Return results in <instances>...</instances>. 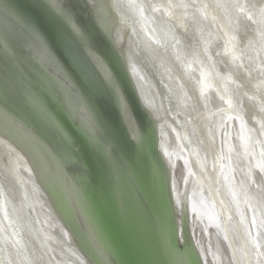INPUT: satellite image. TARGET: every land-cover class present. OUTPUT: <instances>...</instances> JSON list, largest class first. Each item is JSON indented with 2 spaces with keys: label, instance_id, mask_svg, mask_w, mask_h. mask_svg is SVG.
<instances>
[{
  "label": "water",
  "instance_id": "95a60500",
  "mask_svg": "<svg viewBox=\"0 0 264 264\" xmlns=\"http://www.w3.org/2000/svg\"><path fill=\"white\" fill-rule=\"evenodd\" d=\"M233 1L234 10L249 22L241 38L243 50L235 33L229 31L230 44L214 37L213 45H219L218 51L215 52L212 45L211 52H207L204 37L197 33L199 59L189 65V56L188 63L184 62L187 71L195 74L185 73L190 79L187 78V96L196 94L199 89L202 97L208 92L218 94L216 104L203 103L198 95L193 115L198 136L195 140L194 133L187 128L185 114L182 112L179 116L177 94L176 100L174 98V102H178L176 112L168 111L165 103L155 111L157 107L147 102L152 98L146 97L143 87L140 89V81L148 83L139 76L141 66L135 80L132 65L128 63L129 53L132 55V34L128 31L132 11H135L132 21L137 28L136 42L142 46V51L144 38L155 44L156 36L160 37L155 16L159 17L162 9L156 8L155 0H0V79L12 83L13 89L21 87L22 104L24 107L27 104L43 121L55 120L44 101L42 93L45 91L61 101L73 129L83 130L96 124L91 136L84 132L77 139L71 134L66 136V147H62L55 132L53 135L44 133L38 125L27 123L26 116L33 114L27 107L25 113L16 103L10 114L12 121H19L28 133L39 139L45 156L53 159L57 167L54 166L52 181L57 179L59 168L70 176L69 185L63 180L55 182L57 187L53 186L51 196L60 202L69 219L74 244L78 245V251L75 250L78 264L88 261L92 264H223L219 257H212L211 251L218 252L215 244L222 246L220 255L230 259V264H264V199L255 203L250 196L256 193L264 197V137L260 131L264 124L260 123L257 113L253 118L259 120L260 137L259 140L255 136L251 138L248 151L244 152L233 137L234 130L247 126L251 131V125L244 122V116L238 111L242 103L236 102V107L231 97L233 91L241 95L245 92L246 97L249 92L257 101L258 112L264 116V44L260 46V42H264L260 32L264 25V0ZM213 2L217 7L215 0H198L197 5L199 9L207 8L204 4L213 5ZM220 2L223 4L225 0ZM58 8L67 12L70 23L62 21ZM192 9L195 8L191 5L190 11ZM227 18H222L224 24ZM190 21L194 18L190 17ZM73 25L86 39L80 46L69 41V51L65 37L70 32L77 36ZM243 51L246 56L250 55L244 63ZM16 55L22 60L21 64L13 62L12 57ZM158 55L156 50L149 53L146 62L154 66L159 87L174 95L172 82L160 76ZM219 55L228 61L225 70L220 71L221 67L214 63ZM110 60L117 61L120 68L121 96L125 101L129 97L133 100L123 118H119L121 106L116 97L96 92L95 76L82 64L90 62L99 66L103 61L104 67L110 70ZM18 66L21 77L14 81L11 74ZM243 67L251 74L243 76L246 72ZM80 68L93 88L86 89L83 77L78 79ZM195 69L202 71L196 74ZM97 71L103 75L99 67ZM12 87L0 88V102L10 99ZM43 111L47 116L42 115ZM162 114L167 120L162 121ZM105 120L115 121L114 133L105 129L102 122ZM178 120L181 126L178 124L175 131ZM4 121L0 117V131H3ZM232 139L237 151L234 163L229 154L230 144L233 150ZM30 158V164L37 163L36 154H31ZM183 163L187 167L184 175L180 173ZM110 171L114 172L113 182L108 180ZM123 175L127 179L121 180ZM238 180L247 187L253 185L251 194L244 192L242 196L238 192ZM71 186L74 199L68 197ZM125 186L130 196L124 199ZM94 189H101L103 193L113 190L122 198L112 202L97 191L92 199L87 192ZM192 192L200 202L191 201ZM91 200L95 202L94 210ZM200 207L207 210L206 213L196 212ZM29 209L28 214L35 213L34 206ZM33 225L39 227V222L33 220ZM201 235L207 240H202ZM2 243L0 240L3 263L11 264ZM27 243L30 250L31 244ZM257 246L262 251L260 258L254 252Z\"/></svg>",
  "mask_w": 264,
  "mask_h": 264
},
{
  "label": "bare ground",
  "instance_id": "6f19581e",
  "mask_svg": "<svg viewBox=\"0 0 264 264\" xmlns=\"http://www.w3.org/2000/svg\"><path fill=\"white\" fill-rule=\"evenodd\" d=\"M215 1L218 3L217 7L214 6L213 2V5L205 3L204 5L207 8L202 7L199 9V5H197L198 0H155L154 4L158 5L156 8L162 9L159 17L158 15L155 16V22L159 29L160 37L157 38L156 36L153 41L155 44L149 41V39L147 40L144 38V51H142V46L136 42V25L132 21V14H134L133 16L135 17V11L131 13V21L128 20V31L132 34V55L129 53L128 63L132 65L131 69L134 79H137L138 67L141 66L139 68L141 69L139 71V76L144 79L145 82L147 80L148 83L146 84L140 81V89L142 90L143 87L146 97L152 98L151 102L148 99L147 102L149 105H155L157 107L155 111L159 110V106L165 103L166 107H168V111L172 110L176 112L175 106L178 102L176 104L174 98L176 100L177 94L179 108L177 109V105L176 109L178 110L179 116L180 114L182 115V112L185 114L187 128L191 130L192 134L194 133L193 139L195 140L198 139V136L194 131L195 120H193V115L194 107L199 102V96L201 102L203 100V103L206 104H216V102H218V94L208 92L206 96L202 97L201 89L197 90L196 94L192 93L189 96L185 94L188 77L185 75L187 67H184V62L186 64L188 63L187 58L189 56L192 57V59L191 57L189 58V65H192V62L195 63L199 59L197 46L200 45L197 33L204 37L205 49L207 52L208 50L211 52L213 47H215V52L218 51L216 48L219 45H215V43L213 45L214 37L217 41L224 39L227 44H230L228 39L231 37L229 31L233 32V34L235 33V37L240 42L238 45L243 50L244 43L241 42V38L245 36V27L249 24L242 15L234 10L231 0H225L223 4L220 0ZM252 1L256 2L257 0ZM191 5L195 8L194 10L192 9V11H190ZM225 16L228 17L227 19L229 22L226 21L224 24L222 18ZM190 17L194 18L193 22H189ZM190 29H194V31L192 32ZM260 32L263 34L261 37L262 40L264 37V25H262ZM146 34L149 36L148 33ZM227 34H229V37ZM260 44V46H262L264 42L261 41ZM157 47H159L158 50ZM155 50L159 54L157 58L159 63L157 66L161 69L162 75L160 76L172 82V86L175 90L174 95L170 93L167 94L163 91L164 88L159 87L155 71L152 69L154 66L146 62V56H148L149 53L155 52ZM247 51L246 49V52ZM241 55L243 56V63L245 59L250 57V55L246 56L244 51ZM16 56L12 57L13 62L21 64L22 60H20L18 55ZM214 63L218 67H221L220 71L223 69L225 70L229 66L227 59L222 56L215 58ZM243 69L246 71L242 73L244 76L248 72L246 68L243 67ZM201 71V69H195L196 74H199ZM20 72L22 71L20 66H18L14 74H11V79L14 81L18 80V78L21 77ZM187 72L192 73V71ZM192 74L195 76L194 73ZM248 74L251 73L249 72ZM188 80L190 79L188 78ZM4 83L6 82L0 79V86ZM13 88L14 87H12L10 99L4 98V101L0 102V117L6 120L3 122V131H0V240L3 242L2 244L5 247L6 256L11 264H78L75 253V250L78 251V245L74 244L76 242H74L69 229L67 221L69 219L61 209L60 202L51 196L53 186L57 187V183L55 182L59 180V183L63 180L65 184L69 185L70 176L66 170L64 171L59 168L57 179H55V182L52 181L55 166L53 159L45 156L44 147L39 142V139L28 133L26 128L21 125L22 123L17 120L12 121L10 118L11 109L17 106L16 103L22 105L24 108L21 99V94L23 92L22 88ZM247 94L246 97L245 92L241 95L233 91L231 95L233 101H235L236 107L238 106L236 102L239 103L238 101H240V103H242V108H239L238 111L244 116V122H246L247 125H251V131H249L250 129H248L247 126H243L245 127L243 130L242 126H240V128L238 126L239 130H234L235 135L233 134V137H235L236 142H239L243 147L244 152L248 151L247 147L249 146L251 138L255 136V139L259 140V120L260 123L262 122V124H264V116L262 112H258L257 101L253 99L249 92H247ZM31 103L39 107L38 103L35 101ZM26 107L28 108L27 104ZM244 113H246V116ZM257 113H259L260 116L259 120L253 118ZM12 114L15 115L14 113ZM165 120H167V118L163 115L162 121ZM179 122L178 120L175 127L173 126L175 131H178V124L181 126ZM27 123L36 126L35 122L31 120H27ZM261 129L260 131L263 132L261 137L263 138L264 127L261 126ZM195 140L193 141L195 142ZM236 142L233 140V150L231 144L229 147L232 163L236 161ZM31 154H36L37 163L34 161L32 162L33 164L29 163ZM185 169H187L186 165L184 163L183 165L180 164V173H182V175H184ZM238 181L236 185L238 192H241L242 196L244 192L246 195L249 194L253 185L247 187L246 184H241L240 180ZM190 189H192V186H190ZM195 196L196 194L193 195V192L190 194L191 201L193 202L196 200L200 202L198 201V197ZM250 196L255 203H260L262 202L261 200L264 199V197H258L256 193H252ZM68 197L69 199H74L72 186L71 189L68 190ZM29 206L31 208L34 206V214H28L27 209H29ZM195 207L194 204V208ZM206 211L207 210H203L202 207L196 208V212H199L200 215L206 213ZM33 220L39 222V227L33 225ZM4 227L7 229V232ZM86 230L90 233L89 229ZM201 238H203L202 240L204 241L207 240L205 235H201ZM213 239H215V237H213ZM27 241L31 244L30 250L29 247H26V244H28ZM93 242L97 243L95 239H93ZM71 248H73V253L71 252ZM215 248L218 252L211 251L212 257H219L223 264H230V259L220 255V253H222V246L220 247L218 244H215ZM259 248L260 247L257 246L254 252L260 258L262 251ZM0 264H4L1 255ZM87 264L92 263L88 261Z\"/></svg>",
  "mask_w": 264,
  "mask_h": 264
},
{
  "label": "snow or ice",
  "instance_id": "6c2138e0",
  "mask_svg": "<svg viewBox=\"0 0 264 264\" xmlns=\"http://www.w3.org/2000/svg\"><path fill=\"white\" fill-rule=\"evenodd\" d=\"M57 11H58L59 17L62 19L63 22H66V23L71 22L70 16L67 14V12L63 8H58ZM73 31L77 33V36L79 37V39L77 38V36L72 35L71 32L67 34V37H65V43L67 44L69 51H71V44L68 43L69 41L74 42L77 46H80V44L84 42L86 39L83 36V34L79 32V29H76L74 25H73ZM77 63H81V62L77 61ZM109 63L111 65L110 70L104 67L103 61L100 62L99 66L93 65L90 62H85L82 64H86L88 69L95 76L97 85L94 89H96L98 92L99 91L107 92L109 96L116 97V99L119 101L120 106H121L119 118H123L125 113L128 111L130 105L133 103V100L131 97H129V99L125 101L120 94L119 85L122 83V79L120 76V68L118 66V62L110 60ZM97 67H99L103 71L102 76H101L100 71H97ZM80 76H82L84 81H86V84L84 85L86 89L93 88L89 86V82L85 79L86 73L82 71L81 68H80ZM80 76H78V79L80 78ZM11 87H12V83L11 84L4 83L2 86H0V88L5 89V90L10 89ZM42 115L47 116V112L43 111ZM57 115L60 116V118L63 120V123L65 127L67 128V130L71 132L73 136H77V133L73 130L72 125L68 122V120L65 119L61 113H57ZM102 122L105 123V129L107 131L114 133L117 130V125L115 121L105 120ZM58 131L63 135V129H58ZM83 131L85 132L86 135L91 136L96 131V124L93 123L87 129H83ZM78 138L79 137H77V139ZM84 147L86 148V145Z\"/></svg>",
  "mask_w": 264,
  "mask_h": 264
},
{
  "label": "rangeland",
  "instance_id": "374dc122",
  "mask_svg": "<svg viewBox=\"0 0 264 264\" xmlns=\"http://www.w3.org/2000/svg\"><path fill=\"white\" fill-rule=\"evenodd\" d=\"M78 74L80 76V71H78ZM81 77L82 76H80V78ZM96 92H97V90H96ZM42 95H43V98H45L44 101H45L46 105L48 106L49 110L54 114V116H55L54 119L55 120H51L50 122L43 121L41 119V116L37 115V113L35 111H33L31 108H29V107L28 108L30 109V112H33V114H31V115L28 114L29 116H26V117H27L28 120L34 121L35 124L38 125L37 127L42 132L50 133L51 135H53V133L55 132L60 138L61 146L62 147H66L65 146L66 136L69 137L72 133L67 130V128L65 127V125L63 123V120L60 118V116L57 115V113H61L63 115V117L68 120V122H69V116H67V114L65 113V110H64V107L62 106L61 101L56 96L54 98L53 96L48 94V92H45V91L42 93ZM23 110H24L25 113H27V108L26 107H24ZM57 128L58 129H63V135L58 131ZM73 130L77 133L76 137H79V135H83L84 134V131L81 128H79V127H76V130L75 129H73ZM77 151H78V149L75 148V152H77ZM114 178H115L114 172L110 171V176H109L108 180H110V182H113ZM125 179H127V177L123 175V177H121V180H125ZM125 188H127V186H125ZM155 188L157 189V187H155ZM94 190L95 191H88L87 192V196L88 197L91 196L92 199H94V194H96L97 191L98 192L100 191L99 194H100V196H102V198L104 196H107V197L110 198V200L112 202H115L117 199L120 200V198H122V197L125 199L126 196H130L128 188L124 190L122 197H120V195H118L113 190H112L113 192L111 190H108L107 193H105V192L103 193L101 191V189H99V190L98 189H94ZM132 196H133V193H132ZM91 207H92L93 210L96 208L95 202H92V200H91Z\"/></svg>",
  "mask_w": 264,
  "mask_h": 264
}]
</instances>
